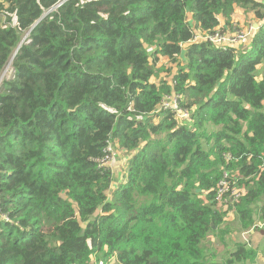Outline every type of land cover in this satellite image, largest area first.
Returning <instances> with one entry per match:
<instances>
[{
	"label": "trees",
	"instance_id": "1",
	"mask_svg": "<svg viewBox=\"0 0 264 264\" xmlns=\"http://www.w3.org/2000/svg\"><path fill=\"white\" fill-rule=\"evenodd\" d=\"M235 7L258 23L240 56L205 39ZM1 18L0 264H264L226 243L264 235V2L0 0ZM173 94L187 117L158 109Z\"/></svg>",
	"mask_w": 264,
	"mask_h": 264
},
{
	"label": "rangeland",
	"instance_id": "2",
	"mask_svg": "<svg viewBox=\"0 0 264 264\" xmlns=\"http://www.w3.org/2000/svg\"><path fill=\"white\" fill-rule=\"evenodd\" d=\"M262 2H264V1H262ZM241 12H242V9L240 10V8L235 7L233 15L235 14L236 17L238 18L240 16ZM253 20H254V18L252 16L246 14V16L244 17L243 21H241V23L239 25H237V28L239 30H241V31H247V30H249L250 27L253 28V25L251 23ZM2 21L3 20L1 18L0 22H2ZM187 21L190 24L193 23L190 14H187ZM247 37L245 39H243L242 42H245L248 39ZM237 50H238V54L237 55L240 56L241 49L237 48ZM159 64H163L166 67L173 68V64L170 63L168 58H166V57H161ZM10 65H11L10 63L5 65V68L3 69V71L0 74V79H1V77L2 78H4V77L7 78V77L10 76V73H11ZM160 74H161L160 76L164 77L166 80H169V81L171 80L170 74H166L164 72H162ZM259 77H260V75H258V78ZM120 156L122 158V161L120 159H118V154H117V155L112 156L113 158L111 159V161L109 160V163L107 164V165L111 164V166H114V165L116 166L117 165V170H116V174H115V178H114L112 189L117 185V183L119 182L120 177H121V171L119 169V166H120V164L126 165V158L128 157V155L126 153H121V152H120ZM116 162H118V163L116 164ZM234 216H235V214L233 212H229L228 215H227V217L231 220L232 224H234V222L235 223L237 222L236 219L234 218ZM262 225L264 226V223L261 224V226ZM230 237L232 239H235V240L238 239V240H243V241H247V242H249L251 240L252 244L253 245H259L260 248H261L260 252L264 253V235H261L260 232L257 229H253V230H250V231H244V232H235L232 235H228L227 234L226 235V238H227L226 243H227L228 249H230L232 247L231 246L232 243L228 242V239ZM221 248L222 247H220V249ZM261 263H262V261H261Z\"/></svg>",
	"mask_w": 264,
	"mask_h": 264
},
{
	"label": "built area",
	"instance_id": "3",
	"mask_svg": "<svg viewBox=\"0 0 264 264\" xmlns=\"http://www.w3.org/2000/svg\"><path fill=\"white\" fill-rule=\"evenodd\" d=\"M253 30L252 27L249 28L247 31H241V30H233L229 29L224 33H221L219 31H216L215 33L208 35L205 37V39L209 42H211L214 45L217 46H234L239 41L241 42L243 39H245L248 35H250L251 31ZM178 98L179 96L177 94L173 95H166L161 101V104L158 109L162 108H169L176 112V115L179 118H184L188 116V112L185 109H182L178 105ZM108 150H110V147H108ZM111 159L110 155H105V157L102 159L103 163L106 164ZM220 187L218 189L216 199H219L222 194L228 189V185L225 181H220ZM237 196L238 193H235Z\"/></svg>",
	"mask_w": 264,
	"mask_h": 264
},
{
	"label": "crops",
	"instance_id": "4",
	"mask_svg": "<svg viewBox=\"0 0 264 264\" xmlns=\"http://www.w3.org/2000/svg\"><path fill=\"white\" fill-rule=\"evenodd\" d=\"M256 1H264V0H256ZM240 10H241V8H240ZM243 13V14H242ZM246 14L247 15H250V16H252L253 17V15H252V12H247V13H245V12H243V10H242V12H241V14H240V16L237 18L236 17V15L234 14L233 15V18H232V20H231V24H230V26H229V28L227 29V30H229V29H233V30H239L238 28H237V25H239L240 23H241V21H243V19H244V17L246 16ZM252 25H253V30L251 31V33H250V35H252L253 34V32H254V30H256V28H255V24H258V23H256V21L255 20H253L252 22ZM250 35H248V39L245 41V42H238L236 45H234L236 48H238V49H246V48H248L249 47V40H250Z\"/></svg>",
	"mask_w": 264,
	"mask_h": 264
},
{
	"label": "water",
	"instance_id": "5",
	"mask_svg": "<svg viewBox=\"0 0 264 264\" xmlns=\"http://www.w3.org/2000/svg\"><path fill=\"white\" fill-rule=\"evenodd\" d=\"M48 12H49V11H48ZM48 12H47V13H48ZM47 13H45L43 16H45ZM43 16H42V17H43ZM42 17H41V18H42ZM41 18H40V19H41ZM38 21H39V20H38ZM38 21H37V22H38ZM37 22H36V23H37ZM36 23H35V24H36ZM257 27H258V24H255V28H257ZM30 30H31V29H30ZM19 47H20V44H19V46L17 47V49H18ZM17 49H16V51H17ZM9 63H10V62H9Z\"/></svg>",
	"mask_w": 264,
	"mask_h": 264
}]
</instances>
